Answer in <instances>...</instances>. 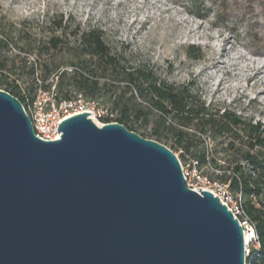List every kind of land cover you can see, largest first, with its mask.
Segmentation results:
<instances>
[{
	"label": "water",
	"instance_id": "water-1",
	"mask_svg": "<svg viewBox=\"0 0 264 264\" xmlns=\"http://www.w3.org/2000/svg\"><path fill=\"white\" fill-rule=\"evenodd\" d=\"M90 115L44 141L0 90V264H246L239 220L170 149Z\"/></svg>",
	"mask_w": 264,
	"mask_h": 264
},
{
	"label": "rangeland",
	"instance_id": "rangeland-1",
	"mask_svg": "<svg viewBox=\"0 0 264 264\" xmlns=\"http://www.w3.org/2000/svg\"><path fill=\"white\" fill-rule=\"evenodd\" d=\"M0 20L5 24L0 37L12 41L11 52L0 46L2 55L23 49L30 61L38 59L40 75L44 64L49 71L52 67L49 77L71 68L78 62V36L96 29L118 65L152 70L169 84L192 83L205 106L233 112L264 130L260 0H0ZM51 38L61 41L56 49L49 45ZM113 99L103 94L95 100L110 107ZM205 144L209 161L221 147L217 140L206 139ZM216 165L223 163L208 162L199 171L218 182ZM230 206L239 207L234 196Z\"/></svg>",
	"mask_w": 264,
	"mask_h": 264
},
{
	"label": "trees",
	"instance_id": "trees-1",
	"mask_svg": "<svg viewBox=\"0 0 264 264\" xmlns=\"http://www.w3.org/2000/svg\"><path fill=\"white\" fill-rule=\"evenodd\" d=\"M260 1L264 5V0ZM4 27L0 20V29ZM59 44L56 38L49 40L52 49ZM0 46L11 52V39L0 37ZM19 50L9 57L0 52V90L16 98L25 109L34 99L37 80L44 88L47 81L53 82L61 99H68L74 91L91 99L105 94L114 98L107 107L114 114L113 121L128 131L166 146L178 153L180 161H195L199 168L221 161L223 166L215 167V178L228 185L230 194L238 200V219L252 225L258 243L257 248L250 247L246 264H264V130L258 124L233 112L219 113L205 106L193 93L192 83L169 84L152 70L118 65L104 44L103 34L96 29L78 36L74 48L78 62L52 77V67L49 71L44 64L43 76L38 74V59L30 61L23 49ZM107 77L111 78L108 82ZM116 86L120 87L115 96ZM206 139L217 140L221 147L209 161Z\"/></svg>",
	"mask_w": 264,
	"mask_h": 264
},
{
	"label": "built area",
	"instance_id": "built-area-1",
	"mask_svg": "<svg viewBox=\"0 0 264 264\" xmlns=\"http://www.w3.org/2000/svg\"><path fill=\"white\" fill-rule=\"evenodd\" d=\"M37 82L38 88L34 99L25 109L27 116L31 120L36 137L44 141L58 140L60 133L55 131L58 125L69 117L83 113H91L88 117L93 122L99 123L100 121L101 125L114 122V114L111 110L107 107H100L95 99L87 98L77 91H74L68 99H61L53 82L47 81L46 85L48 84V86L46 88L42 86L39 80ZM175 155L178 157L177 153ZM180 165L185 179V186L188 189L197 193L200 190L196 188L210 192L221 203L225 204L238 219L241 214L240 208L230 206L232 196L228 190V185L211 181L208 176L199 171L197 163L193 160H189V163L186 165L180 162ZM239 222L244 229L245 254L248 256L251 246L254 248L258 247L257 239L253 227L248 221L239 220Z\"/></svg>",
	"mask_w": 264,
	"mask_h": 264
},
{
	"label": "bare ground",
	"instance_id": "bare-ground-1",
	"mask_svg": "<svg viewBox=\"0 0 264 264\" xmlns=\"http://www.w3.org/2000/svg\"><path fill=\"white\" fill-rule=\"evenodd\" d=\"M255 73H256V72H255ZM250 77H251V75H250ZM252 78H253V76H252ZM95 123H96L98 126H100V125H101V124H99V123H98V122H96V121H95Z\"/></svg>",
	"mask_w": 264,
	"mask_h": 264
}]
</instances>
